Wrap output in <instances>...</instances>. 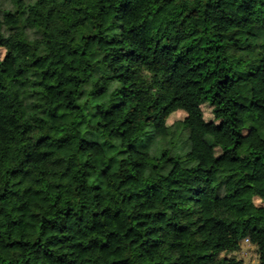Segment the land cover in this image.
<instances>
[{
    "label": "trees",
    "instance_id": "16d2710c",
    "mask_svg": "<svg viewBox=\"0 0 264 264\" xmlns=\"http://www.w3.org/2000/svg\"><path fill=\"white\" fill-rule=\"evenodd\" d=\"M2 50L0 264H264V0H0Z\"/></svg>",
    "mask_w": 264,
    "mask_h": 264
},
{
    "label": "rangeland",
    "instance_id": "374dc122",
    "mask_svg": "<svg viewBox=\"0 0 264 264\" xmlns=\"http://www.w3.org/2000/svg\"><path fill=\"white\" fill-rule=\"evenodd\" d=\"M4 51L0 52V57L3 56ZM4 109H5V104L0 103V116L2 117L4 115ZM204 110V115L206 119L212 118V113H211V107L208 105L203 106ZM185 116V112L182 110H178L173 112L168 120V123H172L177 119H181ZM19 131V128L17 126H8L6 128L0 127V141L1 142H8V143H13L16 141V134ZM255 202L257 204L264 205V200L255 199ZM233 255H235L237 258L243 260V264H258L259 263V256L258 252L256 250V247L250 243L247 240H244L241 243V248L239 251L235 252Z\"/></svg>",
    "mask_w": 264,
    "mask_h": 264
},
{
    "label": "built area",
    "instance_id": "2783aa9c",
    "mask_svg": "<svg viewBox=\"0 0 264 264\" xmlns=\"http://www.w3.org/2000/svg\"><path fill=\"white\" fill-rule=\"evenodd\" d=\"M247 241H249L248 239H246Z\"/></svg>",
    "mask_w": 264,
    "mask_h": 264
}]
</instances>
